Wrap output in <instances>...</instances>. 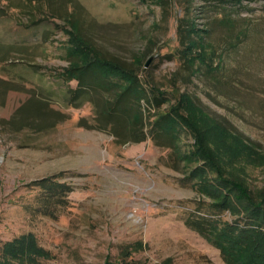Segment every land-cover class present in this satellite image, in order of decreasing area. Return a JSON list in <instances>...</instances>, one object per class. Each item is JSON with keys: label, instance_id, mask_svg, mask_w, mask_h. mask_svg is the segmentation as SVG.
<instances>
[{"label": "rangeland", "instance_id": "obj_1", "mask_svg": "<svg viewBox=\"0 0 264 264\" xmlns=\"http://www.w3.org/2000/svg\"><path fill=\"white\" fill-rule=\"evenodd\" d=\"M180 23L200 38L182 45ZM119 62L147 91L140 123L102 90L70 103L68 69ZM163 115L176 142L153 132ZM59 173L73 191L43 213L32 184ZM220 180L264 198V0H0V264H226L186 222ZM258 220L242 264H264Z\"/></svg>", "mask_w": 264, "mask_h": 264}, {"label": "trees", "instance_id": "obj_2", "mask_svg": "<svg viewBox=\"0 0 264 264\" xmlns=\"http://www.w3.org/2000/svg\"><path fill=\"white\" fill-rule=\"evenodd\" d=\"M242 1L228 0V4L235 7L237 4L241 5ZM181 23L178 26V33L182 45L186 46L189 42H194L192 38L196 34L200 38L199 33L202 31L200 32L196 27L187 29ZM183 55L185 56L184 53ZM119 63H104V65H100L97 68H93L92 65H85L82 68L68 69L67 79L78 82V88L71 90L70 103L78 102L81 98L91 94V92L97 93L99 90H102L110 98L105 102L108 113L114 112L125 117L132 114V122L136 123L140 121L135 119V116H139L140 119L142 115V110H139L140 100L145 99L149 102L148 97H146L147 91L141 82H138L139 79L133 70L123 67V64ZM163 95L161 93V96ZM153 100H155L157 105L160 102L156 97ZM171 121L172 118L168 117V115L158 117L153 125V129H155L153 132L171 135L172 141L176 142L177 137L172 129L174 122ZM132 133L135 143L144 142L149 137L144 130H141L139 133L132 131ZM64 176V173H59L52 178H44L42 181L32 184L39 189L40 194L36 200L43 213L52 212L62 206L66 207L67 198L72 193L73 188L69 184L60 181ZM199 177L198 173H193L190 179L191 181L195 180V178L199 180ZM211 185L215 186L211 187ZM201 187L205 188L204 190L201 189L212 202L200 201V209L197 212L201 211L202 213L200 212L194 219H187V225L204 236L209 243L220 249L222 258L226 264H242L245 259L242 260L240 255L241 260H239V251L236 249H240L241 244L237 241L243 242V236H247V232H253L249 227L260 223L258 219L264 222V198L260 201H254L245 187L240 183L229 180H220L216 183L207 182ZM228 212L233 216L242 215L244 218L243 227L233 229L232 226L227 225V228L219 230V217ZM231 232L237 234V237L230 239L229 233ZM258 244L255 243L256 246H260ZM143 250L142 243L137 242L123 251L122 258H129ZM240 261L242 262L240 263Z\"/></svg>", "mask_w": 264, "mask_h": 264}]
</instances>
